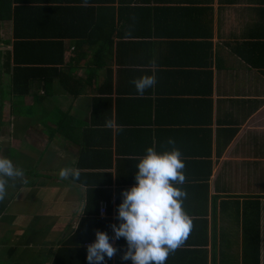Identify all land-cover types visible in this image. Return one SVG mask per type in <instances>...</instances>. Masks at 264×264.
Segmentation results:
<instances>
[{"label":"crops","instance_id":"obj_1","mask_svg":"<svg viewBox=\"0 0 264 264\" xmlns=\"http://www.w3.org/2000/svg\"><path fill=\"white\" fill-rule=\"evenodd\" d=\"M97 1L54 4L73 11L110 6ZM144 3L113 4V34L105 27L110 17L91 35L87 29L84 40L63 41L60 69L72 85L57 81L47 90L36 83L17 107L7 100L0 155L24 169L27 182H15L0 202V264H89L87 247L97 230L118 249L101 264H133L121 259L127 241L114 239L111 225L121 223L122 193L135 185L147 148L170 151L169 138L185 158L182 207L193 229L166 264H264V0ZM158 6L177 12L159 22ZM121 8L143 9L136 36L121 29L133 19L126 11L119 15ZM205 29L207 39L200 36ZM153 71L158 83L138 95L132 79ZM123 99L131 101L129 112H119ZM107 120L124 130L105 127ZM64 167L79 168V180H61ZM98 197L108 204L100 219L110 222L91 227L87 204ZM78 232L87 243L74 240Z\"/></svg>","mask_w":264,"mask_h":264},{"label":"trees","instance_id":"obj_2","mask_svg":"<svg viewBox=\"0 0 264 264\" xmlns=\"http://www.w3.org/2000/svg\"><path fill=\"white\" fill-rule=\"evenodd\" d=\"M54 1L56 0H0V46L2 49L0 52V127L2 119H4L7 100L13 104V107H17L19 102L22 104L31 95L32 87L36 83L44 86L47 90L57 81L64 88L72 85L71 78L60 69L61 66L66 65L64 40L72 38L84 40L88 37L87 29H90L89 34L91 35L93 29H100L102 27L100 24L102 19L110 17L113 20L109 23L107 22L105 26L106 31H110L111 34L115 33L117 23L115 22L116 9L114 5L117 3L119 8L123 6L127 7L128 4L134 3L135 0H99L97 4L107 1L106 3H109L110 6L104 5L105 7L99 8L80 6L79 9H75L74 11L67 4H64V7H62L59 4H54ZM142 1L145 2L143 5H147L145 7H150L152 3L157 4L159 2V0ZM142 10L133 9V12L125 8L119 9V15H124L122 12L126 11L133 18L128 24L122 23L121 29L124 30L127 27V30H131V35L136 36L135 34H138V28L140 27L137 23V16L139 13H142ZM159 10H163L161 11L163 16L159 18V22H161V18L164 16L166 17L172 12H177V8H161L159 6L154 8V11ZM145 12H149V10ZM77 13H79V19L76 15ZM88 18L91 19L90 22L93 25L84 24L85 27L82 24L78 25L81 20ZM70 22H73L74 25L70 26ZM167 24L160 25L159 31ZM208 32L205 29L200 36H204L207 39L210 37ZM109 42L113 43L111 39ZM208 44L205 43V45ZM204 54L206 57L211 56L209 50H206ZM118 101L122 107L119 112L122 113L125 110L129 112L126 103L131 101L127 99ZM108 102H112V100H108ZM13 111V114H18V111L17 114L15 110ZM135 111L137 114L140 113L137 109ZM92 194L99 195L97 192ZM103 200V198L98 197L95 198V202L87 204L85 222L91 223V227H102L110 222L108 219H100L99 209H101L100 206ZM106 206L108 210V204ZM80 228H85V224H81ZM77 234L78 236L74 240L81 242L83 239L80 240L79 237L82 234L79 232ZM87 241V239H84L82 243H87ZM63 253L72 252L62 251L61 254ZM255 261H257L256 258ZM255 263L257 264V262Z\"/></svg>","mask_w":264,"mask_h":264},{"label":"clouds","instance_id":"obj_3","mask_svg":"<svg viewBox=\"0 0 264 264\" xmlns=\"http://www.w3.org/2000/svg\"><path fill=\"white\" fill-rule=\"evenodd\" d=\"M150 65L155 68L156 62ZM137 94L143 96L148 89L158 83L155 71L132 80ZM105 127L123 131L122 125L107 120ZM175 140L169 138L167 144L173 145L170 151L158 152L148 147L146 155L136 165L135 185L122 193L123 201L118 206L119 226L111 225L118 240L125 238L127 250L122 260L133 264H166L169 256L185 245L193 229V217L182 207L187 198L183 189L186 182L185 158ZM81 170L64 167L59 170V178L79 180ZM27 182L25 170L0 155V202L8 195V188L15 182ZM11 182V184H10ZM79 227V226H78ZM107 232L96 231V240L87 247L89 264H101L105 256L113 258L118 249L110 242Z\"/></svg>","mask_w":264,"mask_h":264},{"label":"built area","instance_id":"obj_4","mask_svg":"<svg viewBox=\"0 0 264 264\" xmlns=\"http://www.w3.org/2000/svg\"><path fill=\"white\" fill-rule=\"evenodd\" d=\"M107 206H106V204H103L102 205V207H101V209H100V216L101 217H106L107 216Z\"/></svg>","mask_w":264,"mask_h":264},{"label":"water","instance_id":"obj_5","mask_svg":"<svg viewBox=\"0 0 264 264\" xmlns=\"http://www.w3.org/2000/svg\"><path fill=\"white\" fill-rule=\"evenodd\" d=\"M2 51L1 46H0V52ZM0 100H1V71H0Z\"/></svg>","mask_w":264,"mask_h":264},{"label":"rangeland","instance_id":"obj_6","mask_svg":"<svg viewBox=\"0 0 264 264\" xmlns=\"http://www.w3.org/2000/svg\"><path fill=\"white\" fill-rule=\"evenodd\" d=\"M7 110H8V109H7V108H5V115H6V117H7Z\"/></svg>","mask_w":264,"mask_h":264}]
</instances>
